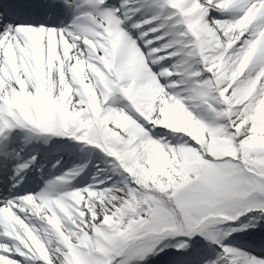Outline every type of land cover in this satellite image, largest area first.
<instances>
[{
    "label": "snow or ice",
    "instance_id": "obj_1",
    "mask_svg": "<svg viewBox=\"0 0 264 264\" xmlns=\"http://www.w3.org/2000/svg\"><path fill=\"white\" fill-rule=\"evenodd\" d=\"M0 264H264V0H0Z\"/></svg>",
    "mask_w": 264,
    "mask_h": 264
}]
</instances>
